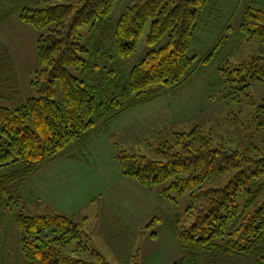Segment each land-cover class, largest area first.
Segmentation results:
<instances>
[{
  "label": "trees",
  "instance_id": "obj_1",
  "mask_svg": "<svg viewBox=\"0 0 264 264\" xmlns=\"http://www.w3.org/2000/svg\"><path fill=\"white\" fill-rule=\"evenodd\" d=\"M46 1L62 3L17 9L20 21L39 33L36 43L39 70L32 82L37 89L36 97L15 108L0 105V168L22 166L0 178V193L7 197L11 188L23 185L42 163L54 160L99 119H110L152 101L158 94L157 88L176 89L186 84L201 66L211 62L222 44L220 41L204 58L189 56L200 18L205 17L210 7L213 12L219 10L221 0H138L127 7L114 27L110 25V16L118 0ZM149 22L150 50L132 68L123 85H113L118 73L115 65L103 68V77L112 79L115 90L109 100L98 99L105 87L98 86L101 92H97L99 88H93L72 72L76 69L82 76L87 73L95 76L101 70L98 64L82 56L88 49L81 42V29L90 26L92 40L102 36L96 47L105 58L110 56L103 51L102 39L112 31L116 55L127 59L136 53ZM239 31L249 40L264 43V10L245 7ZM163 39L165 44L156 48ZM219 72L223 84L230 86L225 96L230 104L238 101V93L245 94L252 84L264 83V57L221 67ZM19 85L13 54L10 48L1 45L0 93L6 91L17 96ZM57 86L63 107L55 100ZM174 138L177 151L167 162L121 154L117 161L122 175L145 188L169 183L159 195L176 201L213 177L236 172L229 185L209 193V206L199 212L196 222L178 233L179 245L187 255L174 264H199L200 256L215 254L227 259L252 257L258 264H264V151L259 148L227 151L223 145L213 143L210 133L198 128L190 133H176ZM250 182L260 186L252 191ZM240 197L248 199L243 209ZM253 204L254 209H250ZM15 222L23 233L21 252L28 264H109L94 250L92 255L99 263L78 260L64 252L63 248L72 242H78L79 252L90 251L82 243L85 237L86 242L91 241L84 234V222L62 214L31 216L22 212Z\"/></svg>",
  "mask_w": 264,
  "mask_h": 264
},
{
  "label": "rangeland",
  "instance_id": "obj_2",
  "mask_svg": "<svg viewBox=\"0 0 264 264\" xmlns=\"http://www.w3.org/2000/svg\"><path fill=\"white\" fill-rule=\"evenodd\" d=\"M137 1L118 0L110 16L111 27L116 25L127 7ZM221 2L219 10L213 12L210 7L205 17L200 18L189 52L190 57L204 58L222 41L211 62L206 67L201 66L196 75L180 88H157L158 94L154 101L140 107L132 115L123 117L115 125V157L138 154L158 161H170L177 151L174 134L190 133L197 128L210 133L213 143L216 146L223 145L227 151L254 148L264 151V83L252 84L245 94L238 93V101L229 104L225 96L230 86L223 84L219 72L221 67L264 57V43L249 40L239 31L245 7L250 5L264 10V0ZM61 3L46 0H0V15L8 17L4 21L3 18L0 20V46L5 45L12 51L20 84L17 96L6 91L0 93L1 106L15 108L37 95L32 82L39 70L36 50L39 33L20 21L17 9L49 7ZM227 27H231L232 31L226 30ZM150 28L151 22L146 25L136 53L130 58L121 59L113 47L112 31L102 39L103 51H108L107 55L112 57L105 58V55H99L96 47L102 36L98 35V38L92 40L90 26H83L81 42L88 52L82 56L92 64H98L101 70H97L95 76L92 73L82 76L76 69H72V72L85 79L93 88L104 86V92L100 88L99 91L96 89L101 92V97H97L104 102L109 100L115 89L111 84L112 79L103 77V68H113L115 65L114 69L118 73L113 85L125 84L132 68L150 50L147 45ZM165 42L163 39L156 48ZM55 100L63 107V97L58 86L55 88ZM169 102L172 105L168 107ZM122 122L124 125H121ZM107 147L102 146L103 151L96 153L89 165L78 170L69 168L65 175L52 170L55 181L50 186L56 187L54 195L57 200L48 202L54 209L47 208L38 200V190L32 196H27V191L33 188L32 184H39L40 170L23 185L11 188L9 197L0 193V264H28L21 252L23 233L15 222L20 212L31 216L63 214L80 222L88 215L90 223L84 234L91 241L86 242L85 237L82 243L90 251L79 252L78 242L63 248L65 253L78 260L99 263L92 255L93 250L100 253L109 264H174L186 257L187 253L179 245L178 233L196 222L199 212L207 210L209 206V193L229 185L236 172L213 177L195 191L186 193L176 201H169L159 196L169 183L144 188L128 180L127 184L131 187L125 188L121 167L114 154L105 150ZM44 166L40 165V169L43 170ZM21 168V165L0 168V178ZM250 184L252 191L254 187L260 186ZM84 193L92 198L101 194L99 204L93 203L83 208ZM172 196L175 197L174 194ZM247 201V198L240 197L241 209ZM250 209H254V204ZM198 262L258 264L252 257L227 259L219 254L202 255Z\"/></svg>",
  "mask_w": 264,
  "mask_h": 264
},
{
  "label": "crops",
  "instance_id": "obj_3",
  "mask_svg": "<svg viewBox=\"0 0 264 264\" xmlns=\"http://www.w3.org/2000/svg\"><path fill=\"white\" fill-rule=\"evenodd\" d=\"M4 16L5 15H2V16L0 15V20H2V18H3V21L8 19V17L6 16L4 17ZM144 105H147V103H145ZM144 105L124 111L110 119H106V118L99 119L91 130L86 132L78 140L73 142L69 147H67L64 151L58 154L54 160L50 162L42 163L41 166L45 165L43 170L42 168L40 169V166H39L38 170L32 174L34 175L38 173L40 170L41 174H40L39 184L37 183L35 185L32 184L33 188L27 191V196L29 197L32 196L33 192L38 190L39 192L38 200L41 201V203H43V205L46 206L47 208L54 209V207L50 206L48 202L51 200L52 201L57 200L56 199L57 196L54 195V191L56 190L55 189L56 187L50 186L52 185V182L55 181V179L53 178L52 170L56 171V173H60L61 175H65L68 172L69 168L71 169L76 168L78 170L81 167H85L86 165H89L90 160L94 157L96 153L103 151L102 146H108L107 148H105V150H108L110 153L112 152L111 154H114V158L117 159V156L115 157V147H114L116 146V144L113 140V138L116 137L115 125L119 121H122L123 117L132 115L133 113L138 111L140 107ZM171 105H172L171 102H169L168 107ZM121 125H124V123L122 122ZM30 177L28 178V180L30 179ZM123 179L125 180L124 182L125 188L131 187L127 184L128 180L133 181L138 186L140 185L134 180L129 179L125 176H123ZM140 186L143 187L142 185ZM101 197L102 195L100 194V195H95L92 198L91 196L88 195V193H84L83 201H82L83 206H84L83 208H88L89 205L93 203L99 204ZM66 216L70 217L69 215H66ZM77 222H80V221H77ZM81 222H84V230H85V228H88V225L90 223V217L88 215H85L83 219L81 220Z\"/></svg>",
  "mask_w": 264,
  "mask_h": 264
}]
</instances>
